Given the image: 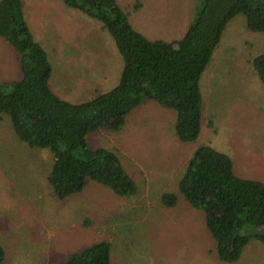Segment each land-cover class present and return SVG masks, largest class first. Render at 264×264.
<instances>
[{"label":"rangeland","instance_id":"1","mask_svg":"<svg viewBox=\"0 0 264 264\" xmlns=\"http://www.w3.org/2000/svg\"><path fill=\"white\" fill-rule=\"evenodd\" d=\"M23 2L25 12H76L61 0ZM117 3L128 14L134 31L164 42L182 38L177 37L199 8V0ZM177 5L180 10L174 12ZM135 7L140 8L132 12ZM81 15L71 13L70 24L79 22V27L65 25V30L63 24L61 28L54 25L39 35L40 40L35 37L46 49L53 68L51 90L73 104L115 87L123 66L102 24ZM101 32L109 45L100 37ZM263 51L264 35L248 31L242 15L228 23L200 77L202 122L200 135L193 142L178 141L175 112L150 100L127 115L120 130L103 129L88 135L90 148L113 151L132 175L138 190L131 197H118L88 181L82 192L59 201L46 179L53 161L51 152L20 142L9 118L3 116L0 244L5 258L1 264H62L69 254L100 241L111 245L110 264H225L217 260L202 212L184 201L177 184L200 146L228 155L238 177L258 180V159L264 158V86L252 60ZM19 57L0 38V83L19 79ZM98 82L99 90L95 89ZM112 124L113 120H106V126ZM164 193L178 197L174 208L162 207L160 197ZM216 194L215 188H208L203 200ZM232 264H264V244L250 241Z\"/></svg>","mask_w":264,"mask_h":264},{"label":"trees","instance_id":"2","mask_svg":"<svg viewBox=\"0 0 264 264\" xmlns=\"http://www.w3.org/2000/svg\"><path fill=\"white\" fill-rule=\"evenodd\" d=\"M61 1L101 23L114 41L123 62L118 84L78 104L57 96L50 85L49 55L33 37L22 0H0V38L20 56L19 79L0 83V119L9 118L20 142L51 152L46 179L59 201L82 192L88 181L118 197L134 196L137 183L117 154L90 148L88 135L103 129L120 130L125 117L150 100L175 112L178 141H195L202 122L200 77L236 16L245 18L248 31L264 35V0H199L183 37L168 43L148 40L134 31L117 0ZM252 65L264 86V51L253 58ZM108 119L114 124L106 126ZM211 187L217 194L203 200ZM177 188L190 207L202 212L219 262H237L252 240L264 244V182L238 177L228 155L198 147ZM177 201L172 193L160 197L164 208H174ZM110 249L109 242L100 241L69 254L62 264H110ZM4 258L0 244V264Z\"/></svg>","mask_w":264,"mask_h":264},{"label":"crops","instance_id":"3","mask_svg":"<svg viewBox=\"0 0 264 264\" xmlns=\"http://www.w3.org/2000/svg\"><path fill=\"white\" fill-rule=\"evenodd\" d=\"M149 1V0H148ZM22 2H23V0H22ZM64 5V4H63ZM23 6H24V2H23ZM140 8V7H139ZM138 8V9H139ZM147 8H148V6H147ZM69 9H71V8H69ZM138 9H132L131 11L132 12H136V10H138ZM73 10V9H72ZM180 10V7L177 5V8L174 10V12H178ZM76 11V10H75ZM172 11V10H171ZM71 13H74V14H76L77 13V15L80 17V12H78V11H76V12H25V8H24V14H25V16H26V20H27V23H28V25H29V27H30V29H31V32H32V34H33V37H34V39H36L37 38V41L38 40H40V38H39V35H44L46 32H48V31H50V29L55 25L56 26V28L57 27H60L61 28V24H63L64 26L65 25H67V26H70V28L71 29H73L74 27H79V22L77 23V22H74V25H71L70 23H71ZM50 16L49 18H48V20L47 21H45L44 20V18L46 17V16ZM83 15V14H82ZM81 15V17H83ZM128 15V14H127ZM82 19V18H81ZM80 18H79V21L81 20ZM83 23H84V25H87V23L88 22H85V21H83V20H81ZM96 24H98V23H95V22H93V25L95 26ZM160 25H161V27H164L165 26V23L162 21V22H160ZM185 25H188V23L187 24H185ZM189 26V25H188ZM188 26L186 27V29L183 31V33H182V35H178V37L177 38H180V37H182L184 34H185V32H186V30H187V28H188ZM99 27H101L100 26V24H99ZM135 28V27H134ZM79 29V28H78ZM65 30H66V26H65ZM101 34H102V36L100 35V37L102 38V40L107 44V45H109V43L107 42V40H106V36H104V33H102L101 32ZM141 34V33H140ZM144 36V35H143ZM36 37V38H35ZM145 37V36H144ZM146 38V37H145ZM177 38H173V39H177ZM181 39V38H180ZM180 39H177V40H180ZM149 40V39H148ZM152 41V40H151ZM153 41H157V42H162V43H165L163 40H161V39H158V38H156V40H153ZM173 41H176V40H173ZM170 42H172V41H170ZM168 43V42H167ZM74 44H76V43H74ZM78 48H79V46L78 45H76ZM111 48V47H110ZM46 50V49H45ZM5 58V57H4ZM123 67V66H122ZM121 71H122V69H121ZM120 74H121V72H120ZM114 88V87H113ZM95 89H100V84H99V82L97 83V86L95 87ZM108 92V91H107ZM99 94H102V93H99ZM263 162H264V158H259L258 159V181H261V182H264V164H263ZM263 164V165H262ZM261 165H262V167H261Z\"/></svg>","mask_w":264,"mask_h":264}]
</instances>
